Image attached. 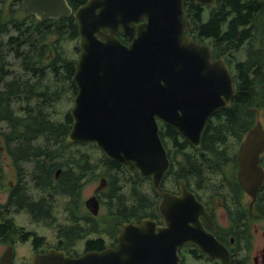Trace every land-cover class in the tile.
Masks as SVG:
<instances>
[{"label":"water","instance_id":"95a60500","mask_svg":"<svg viewBox=\"0 0 264 264\" xmlns=\"http://www.w3.org/2000/svg\"><path fill=\"white\" fill-rule=\"evenodd\" d=\"M194 1L206 6L217 2ZM185 2L87 0L74 9L68 0H21L24 10L40 21L73 16L77 22L78 91L67 140L95 143L131 174L138 171L142 178H151L163 194V225L149 217L125 222L115 247L79 256L51 247L36 253L34 264H180L179 249L188 244L210 257L222 254V245L205 233L201 216L207 218V212L196 195L183 185L180 195L161 188L171 162L160 123L199 146L209 120L231 104L237 90L225 59L213 58L210 44L186 34L193 25ZM263 154L264 125L258 117L237 156L242 187L254 195L264 182ZM106 186L102 177L97 190ZM86 206L98 214V197L88 198ZM12 258L13 249L8 248L0 264H12Z\"/></svg>","mask_w":264,"mask_h":264},{"label":"trees","instance_id":"16d2710c","mask_svg":"<svg viewBox=\"0 0 264 264\" xmlns=\"http://www.w3.org/2000/svg\"><path fill=\"white\" fill-rule=\"evenodd\" d=\"M68 1L74 9L87 2ZM6 4L8 8L12 6L11 12H5ZM0 6V155L3 149L11 160L18 162L14 165L18 170L16 175L24 188L18 185L13 190L17 199L15 205L29 198L27 184L22 180L29 176L34 187L29 194L31 198H41L46 186H52L58 193L78 192L82 207L86 183L107 175V169L121 164L108 158L93 142L82 144L67 140L73 116L67 111L60 117L57 102L63 100L66 88L74 94L77 90L74 80L77 59L67 55L64 47L68 39H78L77 22L73 16L40 21L24 10L21 0H0ZM185 9L200 35L212 37L218 42V48L237 61L233 67L236 94L231 104L219 110L216 119L210 120L202 141L204 150L215 151L220 156L223 152H217V147L232 138L242 137L256 123L259 110L264 109V0H218V7L213 9L206 24H202V5L186 0ZM229 14L233 16L230 29L218 39L222 23ZM248 23L254 24V29L237 30L238 25ZM121 38L127 42L122 34ZM242 47L243 59L229 51ZM75 49L79 51L78 47ZM10 56L19 60L20 73H12ZM161 136L168 137L172 146L182 148L183 144H188L187 141L182 143L178 132L168 124L162 125ZM75 160H79L78 178L74 177L75 166L69 164ZM200 161L211 167L205 159ZM26 162L33 163L29 173ZM60 167V178L54 181V173ZM196 168L192 165L190 171ZM113 184L109 188L111 192L116 190L112 189ZM127 192L128 207H133L134 212L142 211L138 201L146 200L147 195L136 186ZM148 205L149 201L145 206ZM41 239L37 237L35 244ZM96 244L102 245L101 242Z\"/></svg>","mask_w":264,"mask_h":264},{"label":"flooded vegetation","instance_id":"af4514ba","mask_svg":"<svg viewBox=\"0 0 264 264\" xmlns=\"http://www.w3.org/2000/svg\"><path fill=\"white\" fill-rule=\"evenodd\" d=\"M202 7L203 13H207L205 18L202 17V24H206L211 18L213 9L218 7V0L215 6L202 5ZM232 17L229 14L222 23L218 39L229 31ZM192 24V28L186 29V33L194 40L210 44L213 58H224L233 70L237 61L228 52L218 48V42L216 43L212 37L200 35L197 25L193 22ZM237 28V30L254 29V24L238 25ZM216 114L211 119H216ZM160 124L162 131L164 123ZM247 132L242 137L228 140L227 144H220L217 147V152H223L220 156L215 151L204 150L202 142L199 146L191 144L179 133L182 143L188 142L183 144L182 148L172 146L168 142V137L161 136L171 162L168 172L162 179L161 188L166 192L180 195L183 185L193 192L206 208L207 218L201 216L205 233L223 247L220 256L210 257L195 244L182 246L179 249L180 264H224L223 259H227L228 264H264V182L254 195L242 187L238 177L237 156ZM202 159L209 162L211 167L202 165L200 161ZM78 161L69 162L75 166L73 173L76 178L79 176ZM9 163L15 165L18 162L11 160ZM260 164L264 167V154L261 156ZM192 165L197 166L195 171H190ZM106 172L107 175L99 177L107 178L106 188L102 190L96 188L90 195V197H98L99 213L94 214L86 206L87 199H85L87 212L81 214L78 192L63 194L56 192L52 186H46L47 190L42 193L41 198H31L30 193H33L34 189L31 182L25 185L29 198L15 205L17 199L13 190L18 188V185L24 188V183L18 182L16 175L6 187V177L0 166V191L7 190L4 200L0 199V244L3 246L0 259L8 248L13 249L12 259H16L21 244L31 246L33 259L36 253L46 252L51 247L62 249L71 256H79L88 251L115 247L118 243V234L125 222L138 223L143 218L149 217L158 225H163L164 217L160 211L163 194L154 188L151 178H142L138 171L131 174L122 164L107 169ZM59 178L60 174L57 176L55 172L53 180L57 181ZM135 178H138V181ZM112 183H114L112 189L116 188V190L111 192L109 188ZM134 186L140 187L144 195H147L146 200L138 201L142 211L134 212L133 207H128L126 188L133 189ZM148 201L149 205L146 207ZM103 207L104 210L101 212ZM28 222L43 224L47 232L41 233L29 228L26 224ZM37 237L43 238L38 242L39 244L34 242ZM98 242L102 245L98 246L96 244Z\"/></svg>","mask_w":264,"mask_h":264},{"label":"rangeland","instance_id":"374dc122","mask_svg":"<svg viewBox=\"0 0 264 264\" xmlns=\"http://www.w3.org/2000/svg\"><path fill=\"white\" fill-rule=\"evenodd\" d=\"M1 8V6H0ZM8 11H12V6L10 5V8H8V4L5 5V12ZM205 16H207V13L204 12L202 17L205 18ZM205 20V19H204ZM206 21V20H205ZM64 47L66 48V54L69 55L70 57H74L75 59L78 60V56H79V51H76V47H78V39L76 40H72V39H68L67 42L64 43ZM79 48V47H78ZM230 52H234V56L236 55V57L243 59V56H245L244 53V47H242V49H238L237 48H233L231 50H229ZM10 64L9 67L12 71V73L16 72L17 74L20 73L22 66L19 62V60L13 58V56H10ZM234 72V71H232ZM64 98L63 100H60L59 102V110H60V117H62V115L69 111L71 109V107L73 106V99L75 94L73 93V91H71L70 88H66L65 93H64ZM258 117L260 118V120L262 121L263 125H264V109H260L259 110V115ZM8 154L2 149L1 150V155H0V166L3 169V175L6 177L5 178V185L6 187L8 186L9 182L11 180L14 179V177L16 176L17 172L15 170H17L15 168L14 165L10 164L9 162L11 161V159L7 156ZM32 162L31 163H26L25 165H27V170L26 172L29 173L30 170H32ZM29 178V176H24L22 178L23 182H25L26 184L30 183V180H27ZM100 183V178L96 179V180H92L88 183H86V185L84 186V190H83V198L88 199L90 197V195L93 194V192L95 191V189L99 186ZM128 191V188H126ZM147 189V188H146ZM34 190H32L33 192ZM7 194V190L5 191H0V199L4 200V197ZM83 200V204L84 206L81 207V214H85L87 212L86 207H85V203ZM104 210V207L102 208L101 212ZM27 226L31 229H36L41 233H46L47 232V228L43 225V224H38V223H26ZM3 249V246H1L0 244V256H1V251ZM12 264H34V259H33V253L31 250V246L29 244H21L18 248V254H17V258L14 259Z\"/></svg>","mask_w":264,"mask_h":264}]
</instances>
